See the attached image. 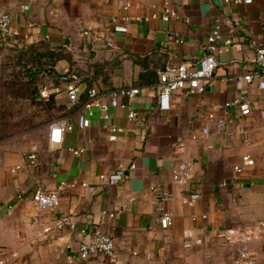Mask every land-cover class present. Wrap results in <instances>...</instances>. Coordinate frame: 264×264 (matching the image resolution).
<instances>
[{"label":"crops","instance_id":"obj_1","mask_svg":"<svg viewBox=\"0 0 264 264\" xmlns=\"http://www.w3.org/2000/svg\"><path fill=\"white\" fill-rule=\"evenodd\" d=\"M165 7L180 17L170 22L153 17ZM0 8L12 16L9 41L0 42V104L4 65L28 45L68 54L70 61L56 64L58 72L71 65L93 80L92 87L142 88L129 105L111 111V123L121 128L116 141L109 140L96 112L86 128L71 115L74 128L64 133L59 146H48V125L43 139L31 129L27 142L0 144V260L235 264L238 252L250 249L260 255L256 264H264V239L237 245L224 236L229 228L264 220V89L258 79L248 83L244 78L255 69V47L264 45V0L239 5L225 0H0ZM217 24L224 36L243 43V50L218 54L215 77L204 93L179 91L159 102L155 72L167 64H196L208 54L207 37ZM118 25L126 31L117 30ZM48 82L51 88L63 85L61 80ZM55 96L70 108L65 90ZM235 99L250 100V114L242 115L236 107L226 113L221 106ZM131 107L138 112L134 119L128 116ZM33 147L37 159L31 162L27 155ZM70 148L85 151L76 155ZM247 152L255 165L236 173L234 167ZM182 160L190 163V174L179 183L173 169ZM132 163L135 167L129 168ZM121 165L129 168L124 182L101 181V174ZM60 186L56 213L25 197L38 187ZM193 193L199 197L188 204ZM112 212L117 213L110 216ZM167 213L172 224L163 228L161 218ZM59 215L74 217L78 227L112 235L115 256L80 258L77 230L45 234L43 227ZM198 239L202 244L186 245Z\"/></svg>","mask_w":264,"mask_h":264},{"label":"built area","instance_id":"obj_2","mask_svg":"<svg viewBox=\"0 0 264 264\" xmlns=\"http://www.w3.org/2000/svg\"><path fill=\"white\" fill-rule=\"evenodd\" d=\"M226 2H233L239 4H251L253 0H225ZM24 7L23 5H21ZM130 4L125 7L128 8ZM161 16L165 22H170L173 18H179V14L165 7L161 14H153V17ZM141 20L140 17H138ZM12 16L11 13L3 8H0V42L5 45L12 33L11 30ZM119 31H126L124 25L116 26ZM89 35V31H85ZM208 54L200 59L196 64L191 63H178L167 64L158 70L157 94L158 101L165 102L170 97L179 91L186 93L202 94L210 84L211 80L215 77L218 67V54L229 52L231 50L242 51L243 43L237 41L232 36H224L222 27L217 24L207 37ZM255 69L244 76L248 83L254 79H258L259 87L264 89V45L259 44L255 47ZM61 82L55 88H51L49 82H46L40 87V96L44 101L50 98L53 93H59L65 90L69 107L74 108L72 113L62 115L49 122L47 144L50 147L59 146L63 142L64 133L74 128V123L70 121V116L77 117V124L80 128L89 127L96 112L100 113L101 118L105 122L106 129L109 132V140L116 141L118 133L121 128L111 123V111L113 108L119 106L129 105L137 96L142 93L141 86H118L109 89H99L96 87L89 88L87 83L82 79L80 74L70 66L63 69L61 73ZM126 100V102L124 101ZM226 113L233 108H239L242 115H248L251 112V102L248 99H235L227 101L221 106ZM138 115L135 108L129 109V118L134 119ZM214 113L210 114L213 117ZM248 145V142L245 143ZM181 152L184 147L181 145ZM73 154H80L85 151L84 148L76 149L70 148ZM27 159L31 162L37 159V148L33 147L27 155ZM255 165V159L247 152L243 155L242 164L236 165L234 171L241 173L247 167ZM21 166L12 168V172L18 170ZM135 164H131L129 168H134ZM125 166L121 165L116 170L110 173H103L100 179L104 184L116 185L124 182L129 177V171ZM190 174V163L188 160H182L181 163L173 169V179L176 182L184 183L187 181ZM225 184V183H224ZM62 186L57 189L46 190L38 187L32 194L25 196L27 199L33 200L41 209H50L57 212L60 208L61 195L60 190ZM20 198L24 196L19 195ZM199 197L198 193H193L187 198L188 204H193ZM12 207L9 206L8 211ZM119 211V208L118 210ZM117 212L110 213V216H115ZM172 224V215L167 213L161 218V225L167 228ZM63 230H77L80 234V248L79 257L88 258L92 254L103 253L109 257H114L116 253V241L112 235L104 232L100 228L89 229L87 227H78L74 217L70 215H59L53 221L43 227L45 234L61 232ZM227 243L245 245L253 239H264V220L256 222L251 225L232 227L224 232ZM202 244V240L198 239L195 243L187 241L186 245L192 247L193 245ZM6 257L0 260V264H5ZM235 264H256L260 260V255L257 251L250 249H243L238 252L235 257Z\"/></svg>","mask_w":264,"mask_h":264},{"label":"trees","instance_id":"obj_3","mask_svg":"<svg viewBox=\"0 0 264 264\" xmlns=\"http://www.w3.org/2000/svg\"><path fill=\"white\" fill-rule=\"evenodd\" d=\"M70 60V56L61 51L28 45L22 48L14 59L6 62L1 81V134H5L6 127L11 126V117L15 114L21 116L25 108H34V113H31L28 118L21 116V121L17 123L14 122V125L27 122L29 123L27 128H33L38 124L34 118L43 116V122L49 123L53 119L74 110L73 108H68L65 105L59 104L56 100L55 93L51 94L47 101H44L39 93L40 87L46 82L50 80H60L62 74L56 69V64L60 61ZM71 68L80 74L89 88L92 87L93 80L91 78L83 76L82 73L73 66H71ZM155 73L156 77L154 81L158 78V70ZM18 103L25 104H22L21 107L16 110L15 106Z\"/></svg>","mask_w":264,"mask_h":264},{"label":"rangeland","instance_id":"obj_4","mask_svg":"<svg viewBox=\"0 0 264 264\" xmlns=\"http://www.w3.org/2000/svg\"><path fill=\"white\" fill-rule=\"evenodd\" d=\"M23 102H25V101H23ZM22 104H25V103H18L15 106L16 110L18 108H20ZM23 106H27V105H23ZM34 110L35 109L32 107L25 108L23 110L21 116H23L24 118H28L31 113L32 114L34 113ZM15 115L13 116L14 118L11 117L12 120L10 122H12V124H11V126L6 127L5 134L0 133V144L5 143L8 140L24 141L25 137H26V133L29 132L31 129H35L34 130V136L35 137L43 139V136L45 134L44 130L47 127V125L49 124V123L43 122V116L38 117V118H34L35 121L38 123L35 127L27 128L29 125V123H27V122H25V123L22 122V124H20V125H14V122L17 123V122L21 121V116L19 114H15ZM25 141L27 142V139Z\"/></svg>","mask_w":264,"mask_h":264}]
</instances>
